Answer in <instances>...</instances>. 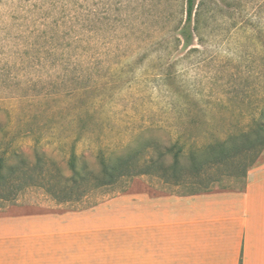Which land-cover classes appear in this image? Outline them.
I'll use <instances>...</instances> for the list:
<instances>
[{"label":"rangeland","instance_id":"374dc122","mask_svg":"<svg viewBox=\"0 0 264 264\" xmlns=\"http://www.w3.org/2000/svg\"><path fill=\"white\" fill-rule=\"evenodd\" d=\"M12 2L0 0V121L21 136L36 132L14 146L34 162L39 141L57 180L70 175L72 146L98 172L97 149L115 155L138 149L156 158L178 140L188 151L248 130L264 112V0H196L203 11L193 17L198 33L188 47L175 42L184 0H79L64 15H47L59 26L45 32L38 19L26 24ZM28 43L38 51L21 46ZM50 45L58 50L44 59ZM27 54H34L29 67ZM191 165L184 161L175 184L141 175L81 202L61 203L45 189L28 188L12 202L0 199V216L80 212L133 191L190 195L242 187L240 179L227 177L228 165H207L196 178ZM108 254L105 264H129L128 245L121 258Z\"/></svg>","mask_w":264,"mask_h":264},{"label":"crops","instance_id":"0c3cea01","mask_svg":"<svg viewBox=\"0 0 264 264\" xmlns=\"http://www.w3.org/2000/svg\"><path fill=\"white\" fill-rule=\"evenodd\" d=\"M263 154L237 191H133L80 212L0 216V264H105L127 245L129 264H264Z\"/></svg>","mask_w":264,"mask_h":264},{"label":"trees","instance_id":"16d2710c","mask_svg":"<svg viewBox=\"0 0 264 264\" xmlns=\"http://www.w3.org/2000/svg\"><path fill=\"white\" fill-rule=\"evenodd\" d=\"M22 0H13L15 7L19 8L21 16L25 18L26 24L32 21L40 23L43 32L49 27L53 30L59 26L58 21L47 22V15L57 13L65 14L66 10L77 8L79 0H36L33 4H22ZM202 2L196 3V0H184L185 21L179 24L178 33L175 35V42L183 43L188 47L193 41L194 36L198 33L196 21L193 17L199 16L203 11ZM50 9V13L47 9ZM44 17V18H43ZM61 24L67 25L65 19H61ZM42 32L35 29L38 36ZM21 45V44H19ZM28 51L34 53L38 50L34 44L21 45ZM58 48L50 45L46 49L44 56L51 57L56 54ZM18 57L22 59V54ZM28 55V54H27ZM34 56H26L23 63L26 67L30 66V59ZM24 60V59H22ZM56 83H53V86ZM260 118L246 131L237 134H229L222 139L191 148L186 151V146L180 141H175L170 146L158 150L156 158L151 156H143L140 150L132 149L126 153L119 155L105 153L103 149H97L95 159L99 165V171L95 172L89 167V163L84 155H77L75 147L72 146L68 156L67 166L70 172L68 177L57 176L51 174L48 163L53 164L51 159H47L44 150H41L39 141H36L33 149L35 161L29 160L28 156L20 147H15L14 142L25 136L35 138L37 135L34 130H29L21 136L19 129L8 126L0 121V191L6 195L1 200L12 202L21 192L28 188H42L49 193L53 199L61 203L65 202H81L88 196L97 191L114 187L119 181L132 179L141 175H155L161 179L175 184L181 178L182 170H184V161L189 160L191 165L192 178L199 177L202 170L206 166L211 167H228L227 177L240 179L242 187L246 182V175L249 169L254 167L264 151V112H261ZM5 140H9L5 143ZM115 152V151H113ZM146 151H144L145 153ZM143 153V154H144ZM203 155V160L198 161V156ZM142 156L140 162L137 157ZM167 157L171 158L169 165L165 164ZM191 178V177H190ZM210 180V179H209ZM241 187V188H242ZM202 191L201 193H207ZM200 194L193 192L190 195ZM103 201H95L94 203L82 207L78 210H86L97 206Z\"/></svg>","mask_w":264,"mask_h":264}]
</instances>
